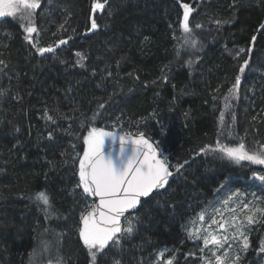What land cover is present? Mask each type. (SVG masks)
<instances>
[{"label": "trees", "instance_id": "1", "mask_svg": "<svg viewBox=\"0 0 264 264\" xmlns=\"http://www.w3.org/2000/svg\"><path fill=\"white\" fill-rule=\"evenodd\" d=\"M186 2L195 8L190 24L199 23L207 31L198 38L203 43L199 52L187 53L181 40L174 39L181 37L183 11L176 0H109L105 12L96 13L100 27L88 34L92 0H42L47 9L37 10V25L46 29L40 35L42 46L73 37L57 50L59 58L39 57L23 40L18 20L0 19V53L11 63L12 77L0 75V88L8 89L7 99L0 101V264H29L32 249L39 252L41 240L56 245V237L44 234V227L63 233L59 254L67 264H88L76 231L85 199L76 187L78 159L74 164L72 156L83 153V137L93 123L105 130L123 128L134 136L142 131L158 145L162 158L172 165L184 164L179 172L171 169L165 189L145 199L138 230L122 241V254L113 250L111 255L122 264H156L159 250L165 248L159 264L173 255L174 264H201L202 243L187 238L189 222L221 188L256 189L264 197V185L252 177L253 171L264 174L261 167L196 155L205 145H215L221 112L225 125H232V116L236 117V139L225 135L220 137L223 142L235 144L242 138L248 147L264 144V30L260 29L264 0ZM66 17L70 20L65 27L74 32L57 31ZM216 19L230 23L218 29ZM241 47L245 53L234 59L230 53ZM76 51L87 57L84 69L72 66ZM245 58L250 63L242 76L240 99L228 101L232 106L225 108L228 89ZM61 59L67 63L61 64ZM189 59L197 62L189 66ZM16 93L20 103L12 99ZM45 106L58 108L68 118L46 124L41 118ZM53 129L54 138L49 140ZM49 161H54V168ZM42 190L50 195L57 213L47 223L28 199ZM253 227L252 246L242 264L264 261V253L258 251L264 226ZM189 252L195 256L186 259ZM55 255V248L45 253L44 264ZM98 264H111V258H101Z\"/></svg>", "mask_w": 264, "mask_h": 264}, {"label": "snow or ice", "instance_id": "2", "mask_svg": "<svg viewBox=\"0 0 264 264\" xmlns=\"http://www.w3.org/2000/svg\"><path fill=\"white\" fill-rule=\"evenodd\" d=\"M236 2L238 0H234V3ZM108 3L109 0H92L89 16L90 27H87L85 34L98 30L100 26L97 23L96 13L105 12ZM176 3L183 10L182 16L179 18V29L182 36H174V39L182 40V47L185 49L202 51L203 43L198 41L193 26L190 25V16L195 8L186 0H176ZM37 10L47 11L46 8H42V0H0V18L12 17L18 20L23 32V40L39 57L43 58L46 54H51L59 58L60 53L57 50L61 46L68 45L73 37L71 35L66 38L60 37L53 43L42 46L40 35L41 31H46V29L37 25ZM69 20L70 18L66 17L57 31L74 32L75 29L65 27L69 24ZM214 23L219 29L220 26L230 23V21L216 19ZM194 28L201 29L202 25L197 23ZM260 29L264 30V24L260 25ZM53 35L55 36L56 33ZM256 39V36L251 38L253 43ZM3 47L7 48L8 44L5 43ZM245 51V48L241 47L230 54L234 59H238ZM177 54L179 55V52ZM74 55L77 59L72 66L84 69L86 55L80 51H76ZM196 62L189 59L187 64L191 66ZM60 63L65 64L67 61L61 59ZM249 63V58L243 59V63L239 67V74L235 76L234 83L228 89L231 95L225 97V108L232 106L228 101L240 99L242 76L245 69L249 67ZM10 67V61L3 58V53H0V75L8 76L9 80L12 79L8 75ZM93 75H96L95 71H93ZM107 75L111 76L112 73L108 72ZM7 95L8 89L0 88V101L6 100ZM12 99L17 103L21 102L19 93L13 95ZM103 107V104L99 105V108ZM50 113H57V115ZM41 118L45 120L46 124L54 125L57 123V118L67 119L68 117L59 113L58 108L50 109L45 106ZM119 119L117 117V120ZM255 119L256 117H253V120ZM235 120L236 117L233 115L232 125H225L224 112H221V129L218 130L215 145H205L199 149L196 155L210 156L214 160H225L240 167L244 166L243 162L264 166V144H260L259 147H248L242 138L235 144H228L220 139L225 135L230 139H236L233 127ZM13 127L16 132L20 131L17 125H13ZM54 131L55 129L48 132L49 140L54 138ZM106 140L110 141L107 146V155L104 153ZM83 145L82 155L76 153L72 156V163L75 164L78 159L76 187L82 189L81 195L85 199V206L80 211L76 231L82 241L83 248L87 251L88 264H98L101 258H111V264H122L121 259L111 254L113 250L122 254V241L131 239L136 234L137 225L141 219L139 210L145 202L142 198H148L154 192L158 193L165 189L169 184V177L173 175L171 169L174 168L176 172H179L184 164L172 165L167 157L160 158L158 145L154 146L142 131L137 132L134 136L130 132H125L123 128L120 131L105 130L93 123L83 137ZM61 155L66 154L61 153ZM67 162L65 160V163ZM184 163L187 164L188 161ZM49 164L53 168L55 167L54 161H49ZM252 177L264 185V174L253 171ZM245 195L240 191H234L222 201L224 206H228L230 203L232 205L230 208L226 207V210L232 213L227 218H223L220 208L214 209L215 213L221 216L222 222L213 215L203 230L201 227L187 229L186 235L189 240L202 241L203 246L198 249L202 264H242L252 246L250 236L255 230L253 226H264V197L253 194L251 200L245 201ZM88 198L92 199L88 200ZM28 199L36 204L38 210L43 213L46 223L57 218L56 210L53 208L50 195L46 190L37 191L34 195H29ZM204 221L205 212L201 211L197 219H192L190 223L195 225L197 222L202 224ZM212 225H218V229L210 230ZM43 233L54 234L56 245L51 244L48 240H41L39 252L36 248L32 249L29 264H44V254L52 253L53 248L56 249V255L48 258L46 264H67L59 254V243L63 233H55L49 227H44ZM166 251L167 248L159 250L156 257L157 264L164 257ZM258 251L264 253V240L260 242ZM187 256H195V253H187L186 259ZM175 260L176 256L173 255L164 261V264H174ZM140 264H143V261Z\"/></svg>", "mask_w": 264, "mask_h": 264}, {"label": "rangeland", "instance_id": "3", "mask_svg": "<svg viewBox=\"0 0 264 264\" xmlns=\"http://www.w3.org/2000/svg\"><path fill=\"white\" fill-rule=\"evenodd\" d=\"M3 18H4V17H3ZM0 19H2V18H0ZM190 25H191V24H190ZM193 30H194V32L196 33L197 38H199L200 35H203L204 33L207 32L206 30L195 29L194 27H193ZM180 32H181V30H180ZM181 36H182V33H181ZM181 45H182V40H181ZM182 48H183V47H182ZM183 49H184V51H187V53L192 52V50H190V49H185V48H183ZM86 134H87V133H86ZM109 143H110V141L106 140L105 145L108 146ZM106 146H105V147H106ZM81 155H82V154H81ZM256 166H259V167H261V168L264 170V166H261V165H256ZM257 181L260 182L259 180H257ZM220 191H221V192L216 196V198L213 199V200H212L208 205H206V206L204 207V209L202 210V211L205 212V221H204L202 224H201L200 222H197V224H195V225H193V224H191V223L189 222V227H188V228L201 227V230H203L204 227H207L208 223L210 222V218H211V216H213V215H215L216 218H217L218 220H221V222H222L221 216H220V215H217V214L215 213V211H214L215 208H220V209H221V212H222L223 218H227V217H229L232 213H230L229 211H227V210H226V207H227V208H230L232 205H231V203H230L228 206H224V205L222 204V201H223V200H224V199H225V198H226L231 192H234V191H240V192L246 194L245 197H244L245 201L251 200V199L253 198V194H255L256 196H260V197L263 196L262 194H259L258 191H257L256 189H251V190H249V191H246V190H240V189H229V188L224 189V188H221ZM237 211H239V210H237ZM200 212H201V211H200ZM200 212H199V213H200ZM199 213H198V214H199ZM198 214H197V216H196L194 219H197ZM217 229H218V225H212L210 230L215 231V230H217ZM201 243H202V241H201ZM202 246H203V244H202ZM225 247H227V245H225ZM206 251H207V250H206ZM164 261H166V260H164ZM164 261L160 262V264H164ZM245 263H247V261H246ZM156 264H157V263H156ZM158 264H159V262H158ZM201 264H202V262H201ZM263 264H264V261H263Z\"/></svg>", "mask_w": 264, "mask_h": 264}, {"label": "water", "instance_id": "4", "mask_svg": "<svg viewBox=\"0 0 264 264\" xmlns=\"http://www.w3.org/2000/svg\"><path fill=\"white\" fill-rule=\"evenodd\" d=\"M107 152H108V147L106 146L105 149H104V153L105 155H107ZM160 158H162L161 154H160ZM163 159V158H162ZM152 195V194H151ZM150 195V196H151ZM143 200L147 199V198H142Z\"/></svg>", "mask_w": 264, "mask_h": 264}]
</instances>
